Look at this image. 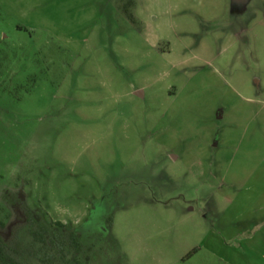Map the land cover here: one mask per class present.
I'll use <instances>...</instances> for the list:
<instances>
[{"label": "rangeland", "instance_id": "rangeland-1", "mask_svg": "<svg viewBox=\"0 0 264 264\" xmlns=\"http://www.w3.org/2000/svg\"><path fill=\"white\" fill-rule=\"evenodd\" d=\"M258 190L264 0H0L10 244L21 196L81 264H264Z\"/></svg>", "mask_w": 264, "mask_h": 264}, {"label": "trees", "instance_id": "trees-1", "mask_svg": "<svg viewBox=\"0 0 264 264\" xmlns=\"http://www.w3.org/2000/svg\"><path fill=\"white\" fill-rule=\"evenodd\" d=\"M16 203V221L26 226L29 238L27 242L10 244L0 233V264H23L17 256L34 260L35 264H81L79 256L84 242L78 231L68 229L60 221H41L37 212L23 203L21 196ZM0 227H5L1 220ZM107 227H111V217L107 219Z\"/></svg>", "mask_w": 264, "mask_h": 264}, {"label": "crops", "instance_id": "crops-1", "mask_svg": "<svg viewBox=\"0 0 264 264\" xmlns=\"http://www.w3.org/2000/svg\"><path fill=\"white\" fill-rule=\"evenodd\" d=\"M224 115H225V110H222V111L219 112L218 118H224ZM217 143L218 142H216V141L214 142V144H213L214 147L217 145ZM217 157H218V154H217ZM217 161H218V159H217ZM252 194L254 196H251V197H253L254 199H257V200L259 199L260 201H264V191H260V190L254 191ZM243 195H244V193H243ZM243 195H241V197H243ZM263 204H264V202H263ZM244 211L249 213L251 211V208H244Z\"/></svg>", "mask_w": 264, "mask_h": 264}]
</instances>
